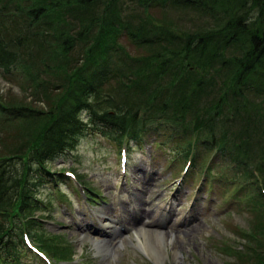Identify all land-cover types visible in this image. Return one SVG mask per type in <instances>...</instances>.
Returning <instances> with one entry per match:
<instances>
[{"label": "trees", "instance_id": "16d2710c", "mask_svg": "<svg viewBox=\"0 0 264 264\" xmlns=\"http://www.w3.org/2000/svg\"><path fill=\"white\" fill-rule=\"evenodd\" d=\"M126 2L0 0V72L19 77L22 70L33 95L59 93L47 112L34 111L33 120L42 123L35 140L28 136L24 148L0 157V264H21L29 251L25 232L61 262L62 249L56 253L34 231L43 224L33 216L44 209L41 189L62 182L48 165L70 154L89 130L121 144L141 141L148 126H171L192 168L211 149L202 160L221 158L236 193L256 189L251 209L264 211V0H128L142 12L133 10L127 20ZM181 3L209 16L221 11L215 28L179 36L174 25L148 15L154 5ZM124 36L148 57L128 56ZM111 79L116 86L109 89ZM26 111L0 99V125ZM254 228L248 239L257 235L264 244V224ZM260 248L263 255L253 258L264 264Z\"/></svg>", "mask_w": 264, "mask_h": 264}, {"label": "rangeland", "instance_id": "374dc122", "mask_svg": "<svg viewBox=\"0 0 264 264\" xmlns=\"http://www.w3.org/2000/svg\"><path fill=\"white\" fill-rule=\"evenodd\" d=\"M124 5L127 9L124 19L130 17L133 10L142 12V8L128 0ZM167 7L164 10L162 5H154L149 8L148 15L174 25L176 35L202 32L203 28L208 30V25L212 28L214 24V16L191 11L192 8L183 3L168 4ZM130 41L127 36L121 40L128 56L148 57L147 49L137 48ZM231 53L232 50L228 51L227 56ZM32 63L37 71L42 69L40 62ZM19 73V77L11 79L0 77V99L11 108L23 107L29 111L25 116L14 117L0 125V157L23 147L28 136L35 140L42 123L41 118L33 120L34 111L47 112L59 95L57 91L53 92L54 88L46 99L39 90L33 95L23 71ZM119 77L116 78L121 81ZM40 80L44 81L46 77L42 75ZM115 86L116 80H109L107 87ZM154 91H150L153 97ZM205 100L199 103H205ZM204 114L200 112L201 116ZM87 117L84 114V118ZM218 127L222 135L228 133L229 127ZM145 130L141 142L135 143L138 146L135 147L133 142L126 146L129 161L126 171L120 167L118 144L97 131L83 136L73 153L48 165L54 172L74 173L83 187L75 181H66L59 190L52 186L44 188L41 198L46 210L34 215L44 223L34 231L54 245L55 252L58 247L62 249V252H56L60 258L71 259L65 264H257L254 254L263 255L260 245L264 244L255 239L257 235L253 239L247 237L253 234L249 231L256 230L254 227L258 223L264 224V211H255L250 205L255 202L251 199L257 196L256 189L244 192L243 197L242 192L236 193L237 182L229 175L230 170L222 167L221 158L211 164L214 174L209 180L204 179L201 167L207 161L202 158L211 149L202 150L198 161L200 168L185 175V160L174 153L176 149L178 153L184 149L180 145V136L172 134L175 129L170 126L166 131L158 126H148ZM217 173L228 174L229 179L221 178ZM102 210L109 213L113 222L112 235L101 227ZM138 215L142 218L138 219L136 227L127 225L125 218L136 219ZM141 227L170 234L172 243H177V259L173 258L175 253L171 243L164 250V261L156 260L136 246L129 234L134 228ZM50 238L53 241H49ZM51 258L52 264H59ZM22 264L47 263L25 256Z\"/></svg>", "mask_w": 264, "mask_h": 264}, {"label": "bare ground", "instance_id": "6f19581e", "mask_svg": "<svg viewBox=\"0 0 264 264\" xmlns=\"http://www.w3.org/2000/svg\"><path fill=\"white\" fill-rule=\"evenodd\" d=\"M143 189L149 191L147 187H144ZM101 213L103 214L99 219L101 222V227L105 231H109L108 235H112L113 233L110 229L113 222L110 220V215L108 212L104 213V210H102ZM141 218L142 217L138 215L136 219L125 218L124 220L127 222V225L128 223H130L132 225L131 227H136V225L139 223L138 219L140 220ZM129 238L135 240V245L143 250V252L153 256L158 261H164V250L166 249V247H169V243H171L172 251H174L175 253V257L173 258L177 259V243H172V237L168 233L161 234L159 232L148 230L145 227H141L139 229L134 228V232L129 234Z\"/></svg>", "mask_w": 264, "mask_h": 264}]
</instances>
